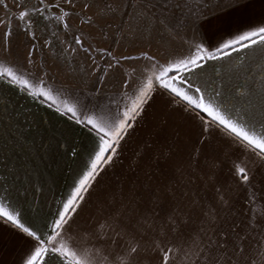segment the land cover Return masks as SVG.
<instances>
[{
  "label": "crops",
  "instance_id": "obj_1",
  "mask_svg": "<svg viewBox=\"0 0 264 264\" xmlns=\"http://www.w3.org/2000/svg\"><path fill=\"white\" fill-rule=\"evenodd\" d=\"M259 25H264V7L258 5L227 31L210 33L208 39L202 38L194 28V35L184 41L187 49L180 50H174L172 43L158 48L156 40H149L146 48L94 50L88 43L59 48L55 42L63 38L53 35L43 39L51 42L45 48L32 51L31 56L36 60L31 59L30 64L24 61L21 72L30 73L34 78L30 82L38 87L44 80L47 85L62 90V96L70 93L86 106L85 115L102 117L110 123L131 106L138 89L157 72L146 59L123 57H142L147 53L160 64H166L170 58H183L194 52L195 44L203 43L214 52L221 43ZM62 37L76 40L72 36ZM81 40L85 39L81 37ZM225 51L230 54L203 61L202 67L182 73L185 81L183 85L179 81L177 84L186 91L192 85L190 94L214 97L234 116L257 124L264 113L261 84L264 48L257 45ZM196 88L201 93H195ZM149 95L140 115L130 121L133 126L117 146L113 160L99 169L96 180L83 194L84 199L71 214L57 247L64 243L89 254L95 249L108 248L97 225L134 192L144 193L149 178L153 186L166 183L176 168L200 177L210 175L217 187L225 192L231 189L229 194L242 201V189L234 183L232 174L234 161L240 159L252 169L256 187L264 188V166L260 160L245 153L220 129L213 127L205 131L196 110H188L185 102L157 82H153ZM97 143L94 131L34 100L7 78L0 82V197L22 210L25 220L45 241L61 202L70 193ZM201 193L211 198V192L204 193L203 185ZM36 246L37 241L10 223L0 222V264H26ZM46 262L59 264V257L48 254Z\"/></svg>",
  "mask_w": 264,
  "mask_h": 264
},
{
  "label": "snow or ice",
  "instance_id": "obj_2",
  "mask_svg": "<svg viewBox=\"0 0 264 264\" xmlns=\"http://www.w3.org/2000/svg\"><path fill=\"white\" fill-rule=\"evenodd\" d=\"M3 0H0L2 3ZM71 4L72 0H66ZM137 9L132 17L138 20L149 34L155 30L161 38L180 22L179 18L190 23L202 38L208 39L210 33L227 31L238 19L256 6L264 7V0H199L197 8H189L188 0H135ZM42 8L32 12H43L52 5L41 0ZM59 7V4L55 5ZM110 8V5H105ZM183 7V11H182ZM199 9V11H197ZM187 13V14H185ZM70 13L61 9L57 18L67 27L66 17ZM28 11L19 13L20 21L27 20ZM85 23H92L86 18ZM0 25L6 21L0 19ZM181 24V27H185ZM7 39L10 31L4 33ZM75 43L81 44L79 37ZM264 48V25H259L220 44L210 51L203 43L195 44L194 52L183 58H170L160 64L154 57L143 53L142 57H123V59L143 58L157 69L153 76L139 89L138 94L112 122L85 115L78 99L71 94L62 96V90L47 85L30 82V73L14 70L11 66L0 64V82H9L20 87L26 95L53 109L90 132H95L98 143L89 155L84 170L74 182L73 187L61 202L57 215L50 224L51 234L45 241L42 235L24 218L22 210L0 197V222L10 223L27 237L37 241V246L28 257L26 264H47L48 254H57L59 264H264V188L253 183L255 176L248 163L237 159L232 165L234 183L241 187L243 200L217 187L210 175L200 177L182 168L174 169V175L166 183L150 182L144 193L135 194L116 207L109 217L97 225L100 236L108 248L79 252L57 242L62 230L68 224L71 214L77 211L92 182L96 180L99 169L109 164L117 151V146L133 125L130 121L140 115L142 106L148 102L153 91V82L174 97L188 105V110H196L205 131L213 127L220 129L245 153L262 162L264 166V113L257 124L234 116L227 108H222L214 97L205 94H190L192 85L186 91L185 78L181 75L194 68L202 67L203 61L220 59L241 49ZM238 46V47H237ZM75 51V49H73ZM264 54V53H262ZM175 72L176 75H169ZM264 85V80L261 81ZM127 87V82L126 85ZM195 93H201L200 88ZM201 113L205 115H200ZM206 116V118H205ZM191 167V166H189ZM199 181V183H198ZM211 192V198L202 195ZM95 257V260L93 259Z\"/></svg>",
  "mask_w": 264,
  "mask_h": 264
},
{
  "label": "rangeland",
  "instance_id": "obj_3",
  "mask_svg": "<svg viewBox=\"0 0 264 264\" xmlns=\"http://www.w3.org/2000/svg\"><path fill=\"white\" fill-rule=\"evenodd\" d=\"M198 2L188 0V7L197 8ZM44 3L52 7L43 12H32L34 8L43 7L41 0H3L0 3V19L6 21V25H0V64L21 72L24 61L30 64L31 59L36 60L31 56L32 51L45 48L51 42L43 39L53 35L63 38L55 42L59 48L74 47V40L62 37L72 36L80 40L83 37L86 41L81 40V44L88 43V47L94 50L146 48L149 40H156L157 47L161 49L172 43L174 50H180L187 44L184 42L186 38L194 35V27L183 18H179L175 29H170L162 38L155 30L149 34L148 29L132 17L134 9H137L135 0H72L71 4L66 0H44ZM57 4L59 7L55 6ZM106 4L110 8H106ZM61 9L70 13L66 17L67 27L57 19ZM22 10L28 11L25 21L18 19ZM86 18H91L92 23H85ZM181 24L186 26L181 27ZM6 31L11 32L7 39L4 35Z\"/></svg>",
  "mask_w": 264,
  "mask_h": 264
}]
</instances>
